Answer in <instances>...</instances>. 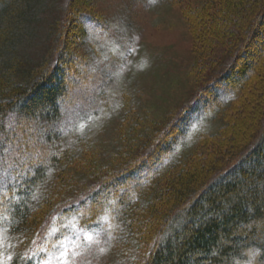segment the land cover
Here are the masks:
<instances>
[{
	"label": "trees",
	"instance_id": "obj_1",
	"mask_svg": "<svg viewBox=\"0 0 264 264\" xmlns=\"http://www.w3.org/2000/svg\"><path fill=\"white\" fill-rule=\"evenodd\" d=\"M57 1L0 0V153L8 150L12 117L18 128L37 125L45 142L58 143L41 161L20 163V184L0 197V218L26 245L51 221L63 228L71 218L92 230L111 211L114 243L135 255L133 264H234L250 251L264 260V0H192L194 7H182L193 41L195 104L175 122H167L174 115L131 119L127 109L108 160L85 142L62 147V130L51 129L61 123L87 59L77 49L87 45L85 18L95 0H66L64 20L48 31L53 60L33 64L23 55L30 31L43 24L40 13L59 9ZM255 47L260 55L253 60ZM205 108L221 115L223 126L169 162L188 131L187 112ZM52 170L56 185L40 198ZM56 235L51 239L61 243ZM51 245L49 239L45 251Z\"/></svg>",
	"mask_w": 264,
	"mask_h": 264
},
{
	"label": "rangeland",
	"instance_id": "obj_2",
	"mask_svg": "<svg viewBox=\"0 0 264 264\" xmlns=\"http://www.w3.org/2000/svg\"><path fill=\"white\" fill-rule=\"evenodd\" d=\"M55 3L59 9L50 8L40 13L43 24L34 26L30 31L33 38L27 39L22 49L24 57L33 64L47 57L53 60L50 53L55 51L56 42L48 31L66 16L63 9L66 0ZM186 3L191 7L196 5L192 0H183L178 6L167 0H95L93 8L88 10L90 15L85 18L87 45L77 49L81 55L85 52L87 59L82 71L74 77L75 86L62 105L61 123L51 126V129L62 130V147L73 148L85 142L98 151L103 160H108L119 148L120 129L125 128L123 119L127 109L132 110L131 119L146 115L160 120L174 115L167 122H175L183 108L195 104L198 90L191 74L193 41L182 14ZM254 52L252 59L256 60L260 55L258 47ZM187 114L192 116L188 131L178 142L169 162L184 157L186 149L199 142L203 135L218 132L224 123L222 116L215 115L211 108L195 113L192 109ZM16 124L17 120L10 118L8 150L0 153V197L7 189L14 193L20 184V172L15 174L19 165L38 162L52 150L53 144H58L45 142L46 138L40 134L43 129L37 125L22 130ZM54 185L52 170L40 186L38 196L47 194ZM70 219L58 222L63 228L52 221L40 227L38 238L33 236L31 242L23 245L20 236L10 229L7 217H1L0 264L28 260L61 264L60 252L65 248L69 250L70 264H133L135 255L123 253V248L114 243L116 232L111 211L96 221L92 230L81 229L80 223ZM55 234L62 239L61 243L53 242L51 237ZM87 235H92L91 242L86 239ZM48 238L52 245L45 251ZM234 264H264V260L259 252L250 251Z\"/></svg>",
	"mask_w": 264,
	"mask_h": 264
},
{
	"label": "snow or ice",
	"instance_id": "obj_3",
	"mask_svg": "<svg viewBox=\"0 0 264 264\" xmlns=\"http://www.w3.org/2000/svg\"><path fill=\"white\" fill-rule=\"evenodd\" d=\"M86 239L91 242L93 240L92 235H87ZM74 251V250H73ZM69 257V250L65 248L63 251L60 252L61 264H70Z\"/></svg>",
	"mask_w": 264,
	"mask_h": 264
}]
</instances>
